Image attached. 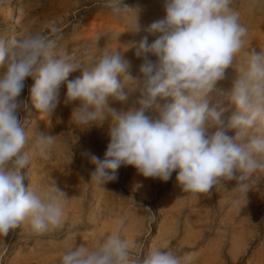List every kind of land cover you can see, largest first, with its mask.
<instances>
[{
    "label": "clouds",
    "instance_id": "clouds-1",
    "mask_svg": "<svg viewBox=\"0 0 264 264\" xmlns=\"http://www.w3.org/2000/svg\"><path fill=\"white\" fill-rule=\"evenodd\" d=\"M234 4L235 0H164V17L146 29L157 38L149 43L144 36L129 46L143 58L139 77L131 75L123 56L127 47L103 51L88 64L67 50L58 51L61 30L55 26L48 35H18L7 44L0 39V66L5 69L0 74V237L22 226L36 237L61 228L69 200L53 181L43 188L24 184L22 170L29 169L33 155L47 159L57 143V136L39 131L30 137L19 118L26 107L19 98L29 77L35 81L30 97L40 115L51 117L66 82L64 102H79L72 112L78 128L87 130L110 120L103 159L87 154L95 166L91 182L97 187L105 190L117 179L118 169L128 165L145 178L164 182L176 172L182 192L197 201L235 181L228 192L240 211L249 191L259 188L257 174L264 173V50L250 47L249 27L241 23ZM103 6L117 17L135 11L129 31L140 30L137 10L123 0H104ZM95 39L98 42L100 36ZM241 53L246 57L242 64L237 63ZM229 68L236 73L231 87L218 89ZM79 69L82 76L68 80ZM129 83L142 85L139 108L110 107V99L126 101L122 87ZM213 91L235 106L227 121L224 109L209 107ZM168 97L171 103H158ZM150 111L155 118L146 114ZM230 131L234 135H228ZM125 230V219L120 218L96 246L74 242L60 264H184L185 257L172 248L152 247L135 254L136 244L123 237Z\"/></svg>",
    "mask_w": 264,
    "mask_h": 264
},
{
    "label": "rangeland",
    "instance_id": "rangeland-1",
    "mask_svg": "<svg viewBox=\"0 0 264 264\" xmlns=\"http://www.w3.org/2000/svg\"><path fill=\"white\" fill-rule=\"evenodd\" d=\"M103 4L104 0H0V39L7 44L18 35H48L55 26L61 30L58 51L67 50L88 64L103 51H124L127 47L123 56L130 64L131 75L139 77L143 58L129 46L138 44L144 36L149 43L157 38L146 29L164 17V0H123L124 5L137 10L138 32L129 31L135 11L117 17ZM234 6L241 23L249 27L250 47L264 50V0H235ZM148 59L156 61L151 54ZM245 59L241 53L237 63ZM4 70L0 66V74ZM82 71H74L68 80L81 77ZM235 76L232 68L227 69L217 88L228 90ZM34 82L32 77L25 82L19 99L26 107L20 110L19 118L30 137L39 131L57 136V143L49 158L33 155L29 169L22 170L24 184L43 188L53 181L69 200L61 228L36 237L22 226L0 237V264H60L74 242L77 246H96L120 218L125 219L122 235L135 242L137 255L152 247H166L181 253L184 264H264V173L257 174L259 188L249 191L240 211L232 203L233 193L228 192L235 181L225 182V190L213 189L211 195L197 201L182 192L176 172L164 182L143 177L131 165L121 166L117 179L107 183L105 191L91 182L95 166L87 154L103 159L110 141V120L87 130L78 128L72 112L79 102H64L66 82L61 85L60 103L51 117L40 115L30 97ZM122 91L126 101L110 99L109 106L118 111L139 108L142 85L123 84ZM208 100L210 108L224 109L225 121L236 111L216 91ZM171 102V97L158 99L160 104ZM146 114L152 118L157 115L151 111Z\"/></svg>",
    "mask_w": 264,
    "mask_h": 264
}]
</instances>
